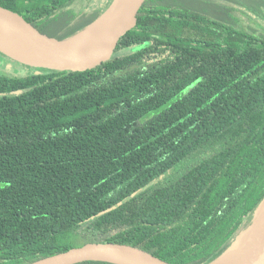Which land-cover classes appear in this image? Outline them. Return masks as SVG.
Returning a JSON list of instances; mask_svg holds the SVG:
<instances>
[{
  "label": "trees",
  "instance_id": "trees-1",
  "mask_svg": "<svg viewBox=\"0 0 264 264\" xmlns=\"http://www.w3.org/2000/svg\"><path fill=\"white\" fill-rule=\"evenodd\" d=\"M84 1L0 6L67 40L108 5ZM244 16L264 0H146L102 65L0 67V264L88 242L210 264L230 247L264 200V35Z\"/></svg>",
  "mask_w": 264,
  "mask_h": 264
},
{
  "label": "water",
  "instance_id": "water-1",
  "mask_svg": "<svg viewBox=\"0 0 264 264\" xmlns=\"http://www.w3.org/2000/svg\"><path fill=\"white\" fill-rule=\"evenodd\" d=\"M145 1L114 0L112 6L97 20V25L89 27L78 37L67 40H59L40 32L17 13L0 6V28L28 50H24V53L12 51L0 44V51L12 60L22 59L36 68L62 71L92 69L113 57L120 38L135 26L137 14ZM97 34L100 35L94 43L85 41ZM39 73L36 71V74ZM230 247L216 263L213 260L210 264H264V200L251 223ZM88 261L110 264H170L139 247L110 242L86 243L29 264H79Z\"/></svg>",
  "mask_w": 264,
  "mask_h": 264
},
{
  "label": "rangeland",
  "instance_id": "rangeland-1",
  "mask_svg": "<svg viewBox=\"0 0 264 264\" xmlns=\"http://www.w3.org/2000/svg\"><path fill=\"white\" fill-rule=\"evenodd\" d=\"M113 2H114V0H85L82 3L78 2L74 7H75V10H79L84 5L108 3L107 8L105 9V11H106L108 8H110L112 6ZM242 20H243V22H242L243 26L245 28H247V30L249 32H251L252 34H255V35H260V34L264 35V17L260 18V17H255V16H251V17L244 16L242 18ZM5 56H7V55H5ZM7 57H9V56H7ZM9 59H10V57H9ZM24 62H26V61L19 59L16 62L12 61V62L6 63L5 66L3 64H0V67L4 68L8 72V74H16V75H24L25 73H27V72L29 73L32 70L36 69L35 66H33L27 62L26 63H24ZM86 241H88V239H84L83 237H79L75 242H76V245L79 246L82 243H86ZM225 253H227V251L222 253L221 255L217 256L214 259L213 263H216Z\"/></svg>",
  "mask_w": 264,
  "mask_h": 264
},
{
  "label": "bare ground",
  "instance_id": "bare-ground-1",
  "mask_svg": "<svg viewBox=\"0 0 264 264\" xmlns=\"http://www.w3.org/2000/svg\"><path fill=\"white\" fill-rule=\"evenodd\" d=\"M99 35L100 34H97L93 38H87L85 39V41L87 43H90V42L94 43L98 39ZM82 43L86 44L85 42H82ZM0 44L12 51L14 50V51L22 52V53H24L23 52L24 50L28 51L21 42H19L18 40L10 36L7 32H5L1 28H0Z\"/></svg>",
  "mask_w": 264,
  "mask_h": 264
}]
</instances>
